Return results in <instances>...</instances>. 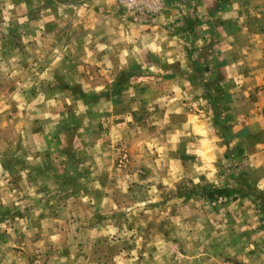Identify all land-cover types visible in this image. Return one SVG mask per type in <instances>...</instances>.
Masks as SVG:
<instances>
[{"label": "rangeland", "instance_id": "1", "mask_svg": "<svg viewBox=\"0 0 264 264\" xmlns=\"http://www.w3.org/2000/svg\"><path fill=\"white\" fill-rule=\"evenodd\" d=\"M115 1L177 7L200 92L142 86L74 0H0V264H264V55L227 78L208 36L264 0Z\"/></svg>", "mask_w": 264, "mask_h": 264}, {"label": "crops", "instance_id": "2", "mask_svg": "<svg viewBox=\"0 0 264 264\" xmlns=\"http://www.w3.org/2000/svg\"><path fill=\"white\" fill-rule=\"evenodd\" d=\"M74 1H76L74 3L76 9L81 10V14L76 16L77 19L89 24L91 23L92 26L90 25V28H95L97 36L103 37L106 42L111 41V44L107 46L113 55L121 52L122 48L116 44V39L122 37L125 40L124 48L126 54L129 55L126 57L127 61L134 60L142 70L148 68L152 72L156 71L155 74L159 71L160 73L165 71L166 75L152 76L153 74H151L147 78H140L142 86L159 85L164 82L166 85H179L182 90H188L190 87H194L190 88V90L196 89V82H192L191 78L189 79V76H186L190 64L183 54L185 35L180 31L181 28L176 29L179 27L180 15L179 10L172 3L170 4L168 1L164 2V10L157 17V23L138 25L136 23L129 24L126 21V17L118 13L115 0ZM205 4H208V1H205ZM234 5L239 8L242 3L237 2L232 6L229 5L227 13H231V10H236ZM223 15L224 13L222 14V21H225V18L229 21L236 20V18L231 19L230 15H225V17ZM238 19L241 21V25L238 21L241 30H237V33H233L229 29L228 31L218 29L217 36H214V34L208 35L212 39L217 37L215 38L216 47L221 57L223 56V64L220 70L226 71V74H228L227 78L230 77L231 71L243 63V59L247 55L250 56L254 53H257L259 56L264 55V31L249 32L245 28L243 19L239 16ZM226 26L222 25L221 28H225ZM243 38L247 39L245 46L240 45L238 41ZM174 70L179 73L172 74L171 71ZM180 73L184 74L181 75ZM197 91L200 92L199 88Z\"/></svg>", "mask_w": 264, "mask_h": 264}, {"label": "built area", "instance_id": "3", "mask_svg": "<svg viewBox=\"0 0 264 264\" xmlns=\"http://www.w3.org/2000/svg\"><path fill=\"white\" fill-rule=\"evenodd\" d=\"M120 6L126 11H133L141 16H151L160 10V0H118Z\"/></svg>", "mask_w": 264, "mask_h": 264}, {"label": "trees", "instance_id": "4", "mask_svg": "<svg viewBox=\"0 0 264 264\" xmlns=\"http://www.w3.org/2000/svg\"><path fill=\"white\" fill-rule=\"evenodd\" d=\"M204 90L206 91V87H204ZM222 95L225 96V94H221L220 96H222Z\"/></svg>", "mask_w": 264, "mask_h": 264}]
</instances>
